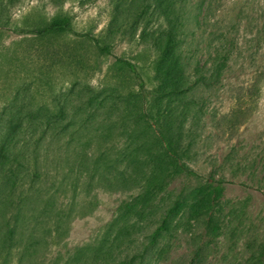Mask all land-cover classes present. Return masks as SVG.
<instances>
[{"label":"rangeland","instance_id":"374dc122","mask_svg":"<svg viewBox=\"0 0 264 264\" xmlns=\"http://www.w3.org/2000/svg\"><path fill=\"white\" fill-rule=\"evenodd\" d=\"M112 1L62 0L61 9L72 17L76 31L98 36L109 20ZM246 2L187 0V29L176 46L187 75L176 78L175 93H164L152 106L154 113L165 112L166 124L159 120V125L169 127L181 161L202 177L219 182L223 190L204 206L181 207L180 223L172 221L179 232L146 250L143 235L153 230V224L139 217L116 220V208L127 191L107 184L84 187L93 201L82 214L72 212L64 235L72 264H79L78 258L81 264H189L196 251L202 256L200 264H264V256L258 262L264 245V78L252 106L247 93H241L249 78L264 70V42L255 39L261 1L251 4L256 8L252 15L244 14ZM176 6L179 13L180 0ZM56 11L54 0H0V23L11 29L27 27ZM250 16L251 35L246 24ZM153 21L154 17H147V25L132 31L124 23L123 34L114 40L113 56L146 70L164 42L161 28H154ZM4 30L0 34V99L2 93H29L38 100L50 93H126L136 86L113 66V56L98 55L89 44L75 46L69 34L30 45L18 42L20 34ZM71 53H77L78 60L72 62ZM148 87L145 80L146 93ZM110 116L97 127L94 138L102 133L107 139L113 132L111 143L128 140L127 132L120 133L114 126L118 122L122 127L130 120ZM198 187L194 178L183 175L175 184L180 195ZM162 213V208L154 211L156 218ZM59 247L63 250L64 245Z\"/></svg>","mask_w":264,"mask_h":264},{"label":"trees","instance_id":"16d2710c","mask_svg":"<svg viewBox=\"0 0 264 264\" xmlns=\"http://www.w3.org/2000/svg\"><path fill=\"white\" fill-rule=\"evenodd\" d=\"M54 1L57 11L52 17L42 16L33 25L12 29L0 23V34L4 29L12 30L22 36L18 42L30 45L69 34L71 44H89L98 55L113 56L111 49L114 40L123 34L124 23L132 31L147 25V17H154L152 26L161 28L164 42L156 48L146 70L142 66L139 71L138 63L113 56V66L136 83L126 93H50L40 100L29 93L1 94L0 264H72L64 235L72 212L82 214L93 201L84 187L107 184L127 191L116 208V220L126 216L125 219L139 217L151 222L153 230L143 235L146 250L179 232L177 215L181 207L204 206L223 190L219 182L202 177L181 161L180 147L176 142L173 145L169 127L165 130L159 125L165 112L154 113L152 108L164 93H175L177 77L184 79L187 75L182 52L180 57L176 52L187 29V0H180L179 13L178 0H114L106 27L98 36L76 31L72 17L62 12V0ZM246 1L244 14H254L256 8L251 4L255 0ZM260 1L255 39L263 43L264 0ZM251 19L253 16L246 24ZM247 28L251 35L254 27ZM56 55L57 58L59 54ZM77 58L74 53L71 61ZM263 78L264 70H260L242 87L249 106L259 93ZM145 80L149 84L147 93ZM110 115H115V119L123 115L130 120L122 127L117 126L118 122L114 126L120 133L127 132L128 140L111 143L113 132L107 139L102 133L94 138L97 127ZM110 124L109 121L106 126ZM73 161L76 163L72 167ZM180 175L194 178L200 187L180 195V189L175 188ZM156 208L163 209L158 218L154 214ZM174 219L178 224L172 226ZM263 256L264 245L259 263ZM135 257L132 255L130 260L133 262ZM76 262L81 264L82 259ZM201 262V253L196 251L189 264Z\"/></svg>","mask_w":264,"mask_h":264}]
</instances>
